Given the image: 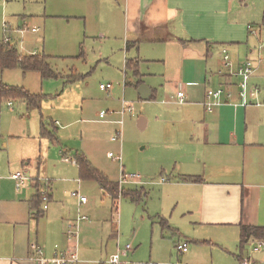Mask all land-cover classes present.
Here are the masks:
<instances>
[{
  "label": "rangeland",
  "instance_id": "1",
  "mask_svg": "<svg viewBox=\"0 0 264 264\" xmlns=\"http://www.w3.org/2000/svg\"><path fill=\"white\" fill-rule=\"evenodd\" d=\"M233 1L226 11L213 14V18L221 19L224 28L208 39L214 53L206 73L210 83L196 89L229 90L234 100L238 88L225 87L226 76L230 75V81L238 86L242 78L234 75L237 63L248 57L253 66L249 89L258 90L256 98L262 105L255 109L264 117V0ZM93 4L97 0H0V41L9 39L24 55H46L55 73L43 78L36 71L0 72V83L24 88L41 98L36 107L22 99L12 100L11 106L8 100L1 102L0 142L10 141L15 151L33 147L36 159L28 167L29 176L39 177L44 189L46 184L50 185L49 189L64 206L65 218L88 217L80 225L78 241L73 242L66 235L68 229L63 228L61 213L51 223L46 216L39 218L41 234L51 249L58 245L67 250L72 243H78L79 264H107L118 249L123 251L126 245H131L135 250L123 262L178 264V258L183 260L186 255L177 256L174 246L184 241V234L189 237L192 234L188 225H184L187 218L178 210L174 217H162L164 210L171 212L173 206L159 193L182 168L190 170L179 160L186 152L179 144L181 137L186 139L187 130L167 122L180 106L164 103L169 100L173 103L175 90L167 80L176 78L180 59L167 45L119 51V43L113 36L101 35L103 25L99 26L92 16L80 15L85 14L80 9L85 12ZM34 28L38 30L36 33L32 32ZM221 41L236 43L215 44ZM223 49L230 56V68L224 66ZM125 59L138 61V76L127 69ZM188 63L187 75L196 76V70ZM101 84L111 85L109 92L101 90ZM143 85L153 90L149 100L140 96ZM128 108L133 109L132 113L125 112ZM102 113L106 114L103 119ZM141 117L145 121L143 128L138 125ZM42 124L53 138L39 136ZM31 131L34 135L29 138ZM118 131L121 138L113 141ZM83 148L89 152L85 156L92 165L110 181L120 183L123 175L140 176L138 183L121 187L125 192H140L141 199L133 201L121 194L113 200L96 181L82 180L76 164L63 159L75 160L74 156L83 153ZM110 153L121 160H114ZM162 178L171 181L161 183ZM76 191L88 198L87 206L78 205V199L72 196ZM161 218L167 221V226L161 225ZM113 229L118 232L116 238H111ZM254 247L258 248V244Z\"/></svg>",
  "mask_w": 264,
  "mask_h": 264
},
{
  "label": "crops",
  "instance_id": "2",
  "mask_svg": "<svg viewBox=\"0 0 264 264\" xmlns=\"http://www.w3.org/2000/svg\"><path fill=\"white\" fill-rule=\"evenodd\" d=\"M232 2L234 1L97 0V4L88 6L85 12L80 9V13H85L80 15L92 16L99 26H104L101 35L113 36L119 43V51L125 48V52H129L147 45H167L180 59V70L176 78L167 80V84L172 85L175 90L173 103L171 100L164 103L180 106L179 111L167 119V122L173 126H183L187 130L186 139L181 137L179 144L186 152L180 155L179 160L183 167H189L190 170L182 168L174 180L159 193L161 198L173 206L171 212L164 210L162 217H174L178 210V213L187 218V224L184 225H188L192 234L189 237L176 232L184 237V241L178 243L187 242L189 246L188 251L181 254L186 255L184 259L178 258V264H237L245 261L264 264V245L260 249L254 247L258 241L264 244V117L255 109L260 108L262 103L255 98L256 102L250 100V104L244 106L239 102L238 96L234 100L224 97L221 105L208 111L205 105L207 91L196 89L200 86L207 87L210 83L206 73L212 65L210 62L214 53L213 44L208 39L224 28L221 19L218 16L213 18V14L219 15L226 11L228 3L232 5ZM235 43L221 41L215 44ZM246 60L251 61L248 57L243 61ZM187 63L194 67L196 76L187 75ZM242 63L238 62L237 65ZM226 78L225 87H236L230 81V75ZM179 91L186 95L183 104L177 97ZM150 95L151 99L153 90H150ZM56 124L59 122L56 121ZM44 126L42 124L40 137H45ZM254 127L261 130H253ZM33 135L31 131L28 137ZM12 145L10 141L0 142V264H35L30 259L35 256L36 247H41L46 256L53 255L55 250V246L51 249V244L44 240L39 218L46 216L48 223H51L61 213L65 229H69L76 220L63 216L64 206L55 198L54 192L49 189L50 185L46 184L44 189L39 181L20 190L16 188L13 175L19 171L30 175L28 167H31L35 152L31 146L15 151ZM82 152L90 155L84 148ZM63 160L68 164H76L75 160L67 157ZM76 166L79 170L77 164ZM183 176L199 177L201 181H181ZM168 181L171 179L160 180L161 183ZM37 192L41 195L48 192L51 206L46 211L43 210V203L39 210L34 208L32 202ZM88 203L89 201L79 205L78 202V205L85 207ZM161 225L167 226V221L161 218ZM242 226L261 227L263 233L259 238L248 235L244 242ZM117 236V230L113 229L111 238ZM182 238L179 239L183 240ZM58 239L62 240V230ZM178 243L174 246L175 250ZM190 246H193L192 249ZM47 249L50 250L49 254ZM132 252L123 254L122 260ZM181 255L177 253V256Z\"/></svg>",
  "mask_w": 264,
  "mask_h": 264
},
{
  "label": "built area",
  "instance_id": "3",
  "mask_svg": "<svg viewBox=\"0 0 264 264\" xmlns=\"http://www.w3.org/2000/svg\"><path fill=\"white\" fill-rule=\"evenodd\" d=\"M246 1V0H243ZM250 28V27H249ZM33 32H37L38 30L36 28L32 29ZM5 41H9V39H6ZM224 55V66L226 68L232 67V62L230 59V56L227 52V50H223ZM253 74V66L251 61L246 60L242 64H240L237 67L236 72L234 73L235 76L242 78V82L236 86L237 89V96L240 99V102L244 106H248L250 104L249 99H255L257 97L258 90L257 89H249V80ZM232 75V74H231ZM100 89L103 91H108L111 89V85H100ZM177 97L179 98V101L181 104L185 102L186 95L183 91H179L177 93ZM224 97L228 100H232L233 93L229 90L225 89H218L217 91L209 90L207 91V102L205 105L207 106L208 111H212V109L216 106L221 105L224 102ZM11 106L12 103H9ZM257 105H259L257 103ZM132 113L133 109L128 108L125 110V112ZM105 113H102L100 115V118H105ZM119 138H121V131L117 132V135L112 138L113 141H118ZM111 158L114 160H121L120 158H115L112 153L109 154ZM68 161V160H67ZM13 179L16 182V188L18 190L26 187L29 184H37L41 179H35L31 178L26 172L19 171L15 175H13ZM140 179V176L137 175H123V178L120 181L121 184H127V183H138ZM73 197H76L78 199L79 205H84L88 202V198L84 195H81L80 192L76 191L72 193ZM42 203H43V210L46 211L49 208V197L48 192L42 193ZM88 217L84 215H79L76 221L70 225L68 231H67V237L70 242L78 241L79 238V232H80V224L82 221L87 220ZM71 247L67 250H62L59 248L58 245L55 246V250L53 255L46 256L44 253V250L41 247L35 248V256L32 257L30 260L34 261L35 264H79L80 258L78 253V243H72ZM258 248L260 249L263 247V242L258 241ZM189 246L187 242L178 243L176 245V251L178 254H184L188 251ZM133 247L131 245H126L123 252L118 251L116 254L111 255L109 260L107 261L108 264H133L130 262H123L122 255L126 254L128 252H132ZM237 264H253L251 262L245 261Z\"/></svg>",
  "mask_w": 264,
  "mask_h": 264
},
{
  "label": "trees",
  "instance_id": "4",
  "mask_svg": "<svg viewBox=\"0 0 264 264\" xmlns=\"http://www.w3.org/2000/svg\"><path fill=\"white\" fill-rule=\"evenodd\" d=\"M262 25L264 27V12ZM130 48V45L127 46ZM127 69L132 70L135 75L138 76V61H127ZM20 69L24 72L36 71L42 74L43 78L55 76V73L50 68L48 63V57L46 55L32 54L24 55L19 50L11 45L8 41H0V72L5 70ZM141 82H138L140 84ZM15 99H22L28 103L29 106L36 107L39 100V96L34 95L24 88L17 86H8L0 83V104L3 100L12 101ZM44 136L53 138L52 134L45 128L43 129ZM66 154V153H65ZM76 164L79 167V173L82 180H94L99 186L107 192L113 200H116L121 194L129 196L133 201H139L141 199V193L125 192L120 186V183L110 181L102 172L92 165L89 159L83 153H77L75 156ZM181 181L186 182H199V177L186 176L181 177ZM34 208L39 210L40 204H42V195L37 192L33 200ZM263 229L261 227L254 226H242V238L245 242L248 235H254L261 237Z\"/></svg>",
  "mask_w": 264,
  "mask_h": 264
},
{
  "label": "water",
  "instance_id": "5",
  "mask_svg": "<svg viewBox=\"0 0 264 264\" xmlns=\"http://www.w3.org/2000/svg\"><path fill=\"white\" fill-rule=\"evenodd\" d=\"M139 93H140L141 97L144 100H149L150 99V96H151L150 95V90L146 86H144V85L141 86L140 87V90H139ZM144 123H145L144 118L141 117L140 120H139V122H138L139 127L140 128H143L144 127Z\"/></svg>",
  "mask_w": 264,
  "mask_h": 264
}]
</instances>
